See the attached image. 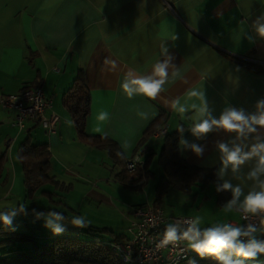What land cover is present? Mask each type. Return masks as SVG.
<instances>
[{
  "label": "crops",
  "instance_id": "crops-1",
  "mask_svg": "<svg viewBox=\"0 0 264 264\" xmlns=\"http://www.w3.org/2000/svg\"><path fill=\"white\" fill-rule=\"evenodd\" d=\"M260 17H264V0H0V98L17 94L26 86L42 87L59 117L54 134L34 121H27L20 131L14 126L16 111L0 105V147L7 157L0 180V214L12 216L10 225L0 221V264H20L10 259L13 251L30 250L34 246L23 245L37 240L80 238L84 226L105 229L113 238L126 241L132 210L153 205L147 195L145 201L139 200L141 196L134 191H145L149 182H154L155 188L161 173L144 185L125 184L122 166L115 165L105 150L78 139L63 97L79 72L91 98L89 135L109 138L128 158L143 131L157 118H166L168 135L187 134L180 142L184 160L192 166L216 168L222 187L231 185L225 189L231 199L224 206L217 204L214 186L207 188L214 192L213 207L222 208L216 216L203 212L195 189L189 194L169 189L168 193L176 190L182 197L174 195L181 200V206L174 209L179 214L173 211L167 215L191 217L193 226L202 230L223 228L230 221L238 223L234 208H241L245 197L264 185V169L259 164L264 152L249 155L234 169L231 164L225 166L226 153L220 145L229 151L239 148L247 155L264 144V127L250 122L264 114V107H258L264 101V38L256 32L257 22L264 23ZM163 63L168 75L157 97L134 95L129 100L120 88L125 78L150 76L154 66ZM230 110L242 112L249 120L242 132H228L218 125L205 134L193 132L197 124L204 120L211 124ZM101 112L108 113V119L99 121ZM27 138L49 148L50 176L63 184L60 190L51 185L34 199L27 198L17 161V151ZM164 139L151 135L146 140L144 148L155 154L153 160ZM193 145L202 151L197 154ZM235 188L241 195L232 210L226 211ZM199 192L207 198L206 189ZM116 205L122 211L121 230L104 215L108 207ZM83 211L95 217L85 216ZM57 214L61 219L54 222L63 229L59 234L42 224ZM81 217L82 226H76L73 220ZM10 231L34 242H6ZM250 239L264 241V230L252 232ZM246 262L264 264V254Z\"/></svg>",
  "mask_w": 264,
  "mask_h": 264
},
{
  "label": "trees",
  "instance_id": "trees-1",
  "mask_svg": "<svg viewBox=\"0 0 264 264\" xmlns=\"http://www.w3.org/2000/svg\"><path fill=\"white\" fill-rule=\"evenodd\" d=\"M82 75V72H79L73 87L63 97V105L75 125L78 139L88 145L105 150L115 165L122 166L121 179L125 184H136L142 180L145 184L150 179L155 180V174L150 170L155 154L149 153L144 146L146 140L151 135L153 136L155 131L167 126L166 118L159 117L153 121L143 131L133 153L128 158H124L119 147L112 140L105 136H91L87 133L91 98ZM30 88H38V86H26L21 91ZM166 135L164 145L157 155V166L161 171V176L155 183V200L152 206L159 208L169 189H177L184 194H189L197 187L203 191L210 185L215 188L219 206H224L230 201L231 196L222 187L216 168L192 166L182 157L180 142L187 134L184 131H179L172 135ZM136 155L140 157L142 165L136 167L133 172H129L126 163ZM6 158V151L0 147V180L4 177ZM17 161L24 176L23 184L27 198L34 197L48 184L59 190L64 187L62 183L50 176L51 153L46 145H35L27 138L17 151ZM6 229L12 230L11 228ZM81 234L80 238H53L45 240L46 242L34 246L30 250H15L13 251L14 257L10 259L16 260L20 264H122L109 244L124 241L125 238H113V233L90 226L82 227ZM6 236L4 240L6 242L11 240L34 242L33 238H25L20 234L12 233V231ZM107 237H111L113 241L107 242ZM222 255L228 256L229 253H222ZM231 259L242 260L235 255H232ZM183 264H220V261L215 256L205 255L195 257ZM243 264L248 263L243 261Z\"/></svg>",
  "mask_w": 264,
  "mask_h": 264
},
{
  "label": "clouds",
  "instance_id": "clouds-1",
  "mask_svg": "<svg viewBox=\"0 0 264 264\" xmlns=\"http://www.w3.org/2000/svg\"><path fill=\"white\" fill-rule=\"evenodd\" d=\"M260 20H264V17H260ZM256 32L261 37L264 38V23L257 22ZM167 64H157L154 66L152 75L150 76H140L136 79H127L125 78L124 82L120 85L122 92L126 97L131 100L134 95H143L145 97L155 99L163 88V85L166 82V77L168 75ZM196 95V93H193ZM258 107H264V101L258 105ZM180 112L184 111V108L179 109ZM204 109H201L200 114L203 115ZM144 117L143 114H141ZM97 119L99 121H104L108 119V113L101 112ZM252 124L259 125L264 127V114L259 115L258 117H252ZM249 120L245 118L244 114L240 111L230 110L224 112L219 120H212L211 124L208 120L197 124L193 132L197 134L207 133L212 125H218L228 132H237L240 133L243 131V128L247 126ZM252 129H249L251 131ZM193 151L199 154L202 150L193 145ZM220 150L223 153H226L224 160L225 166L231 164L235 169L239 165L243 164L246 159L249 158V155L258 154L264 152V144L257 145L254 147L252 153L247 155H242L241 150L236 148L229 151L225 145H220ZM259 164L261 169H264V155L260 156ZM254 175V174H253ZM224 189H230L231 185L225 184ZM262 190L259 192H250L244 199L241 204V209L243 212L255 215L257 213H264V185H261ZM233 191V200L226 206V211L232 210L233 205L238 200L241 195L239 188H235ZM14 215V213L12 214ZM61 217L57 214L54 219L49 218L46 221V227L51 229L54 233L59 234L63 231L60 225L54 221H59ZM0 221L5 225H10L12 223V216L8 214H0ZM197 223L199 218H197ZM73 223L76 226H82L83 217L79 219H74ZM253 229L250 227L248 231L241 232L238 228H233L230 225H225L223 228L220 227H209L202 234L195 230L194 226L189 227L186 232L183 233V239L190 242V246L194 252L198 255H211L215 256L220 264H243V261L255 260L258 254H264V241H257L255 239H250L247 243H242L239 241L241 235L248 236ZM178 240L177 231L175 227L169 226L164 232V238L160 242L161 245L167 246L173 244ZM229 253L228 256L222 255V253ZM235 255L241 257L242 260H232L231 256Z\"/></svg>",
  "mask_w": 264,
  "mask_h": 264
},
{
  "label": "built area",
  "instance_id": "built-area-1",
  "mask_svg": "<svg viewBox=\"0 0 264 264\" xmlns=\"http://www.w3.org/2000/svg\"><path fill=\"white\" fill-rule=\"evenodd\" d=\"M0 105L16 111L14 126L20 131L25 129L27 121L38 123L49 134L56 131L59 117L53 112L51 98L42 87L25 89L0 98ZM166 134L167 126H164L155 131L153 136L163 137ZM8 144L10 145V142ZM139 165H142V161L136 155L127 161L126 168L133 172ZM139 184L143 185L144 180ZM234 209L239 214L240 221L238 223L230 221L228 225L240 229L242 233L248 231L250 227L253 229L252 232L264 230V213L252 215L243 212L239 207ZM169 226L176 228L178 240L163 246L160 242ZM189 227H193L191 217L167 215L162 209L147 204L132 210V218L127 228L128 239L124 242H112L109 246L122 264H183L195 257H202L192 250L188 240L183 239V233ZM195 230L201 233L202 238L205 230L197 228ZM249 235H241L238 239L242 243H247Z\"/></svg>",
  "mask_w": 264,
  "mask_h": 264
},
{
  "label": "rangeland",
  "instance_id": "rangeland-1",
  "mask_svg": "<svg viewBox=\"0 0 264 264\" xmlns=\"http://www.w3.org/2000/svg\"><path fill=\"white\" fill-rule=\"evenodd\" d=\"M151 171L156 174V178L158 177V174L161 173L160 169L157 166V159L153 160V162L151 164ZM46 187L51 188L52 186L50 184H48L45 186V188ZM199 190H200L199 187L195 188L194 194L199 193L198 198H199L200 204H203V208H202L203 212L207 213V214H213L215 216L218 215V210H221L222 208L220 209L218 207H216V208L213 207L214 202H215V200L213 201V197H214L213 190L211 188H209L208 190L206 189L205 195L207 196V198L209 196L212 197L209 199L205 198L203 193H200ZM145 192H146V194H145ZM134 193L141 196L139 198V200L145 201V195H147L148 201L150 203L151 202L154 203V200H155L154 182H149L147 189L145 191H140V192L134 191ZM174 195H178L177 197H182L181 194L179 192H177L176 190H171L170 193H168L167 197L163 198L162 202L160 203V207L162 208V210H164V212L166 214H169L173 211H175L176 214H179V212L177 210H174V209H178V207L181 206V200H179L178 198H175ZM32 199H34V198H32ZM29 202H32V200H29ZM29 202L27 203L26 207L30 206ZM200 204L198 206L199 208H200ZM103 209H106V208H103ZM121 213H122V211L117 205L115 207H110V208L108 207L104 212V215H106L108 218L107 222L116 226L117 230H121V228L119 226H120V224L123 223V217L121 216ZM87 214L89 217H91V216L95 217V215L93 213H87L86 211H83V215L87 216ZM175 216H179V215H175ZM42 224H43V226L46 225V223H44V222H42ZM34 229H35V232H39L36 228H34ZM42 231H44V229ZM44 242H46V241L37 240L33 245H28V244L26 245L25 244L23 246L25 248L31 247V246H37V245L43 244ZM225 253H227V252H225ZM260 259H262V257H260Z\"/></svg>",
  "mask_w": 264,
  "mask_h": 264
}]
</instances>
